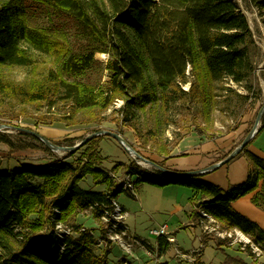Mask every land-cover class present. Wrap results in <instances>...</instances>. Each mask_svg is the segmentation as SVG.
<instances>
[{
    "label": "trees",
    "instance_id": "trees-1",
    "mask_svg": "<svg viewBox=\"0 0 264 264\" xmlns=\"http://www.w3.org/2000/svg\"><path fill=\"white\" fill-rule=\"evenodd\" d=\"M243 1L247 10H258L264 24V0ZM32 5L66 15L74 32L41 27ZM97 54L110 57L105 68L96 64ZM260 55L249 19L236 0H0V106L12 101L67 125L80 124L84 117L97 123L122 102L115 113L135 129L154 123L157 131L150 128L152 134L165 132L190 111L186 116L205 134L203 126L213 125L218 97L224 98L226 109L240 112L249 100L226 81L261 92L256 85ZM9 68L26 70L27 79L13 81ZM105 72L111 78L108 84L102 81ZM95 141L84 146L87 159L79 168L54 158L0 169V264H108L111 252L97 253L90 230L82 231L85 228L75 223L79 214L89 211L101 221L125 191L123 180L112 177L115 171L96 167L100 155ZM248 148L243 152L253 167L249 178L227 190L202 176L172 177L136 165L126 176L137 177L135 189L141 182L192 189L201 196L192 199L200 223L205 213L222 231L239 230L264 251V229L233 208L254 193L253 205L264 211V159ZM155 152L168 153L165 148ZM88 175L106 190H83L79 183ZM58 224L78 234L64 240V250L55 233ZM170 245L159 238L160 254Z\"/></svg>",
    "mask_w": 264,
    "mask_h": 264
},
{
    "label": "rangeland",
    "instance_id": "rangeland-1",
    "mask_svg": "<svg viewBox=\"0 0 264 264\" xmlns=\"http://www.w3.org/2000/svg\"><path fill=\"white\" fill-rule=\"evenodd\" d=\"M236 1L241 10L247 15L254 38L261 50L256 71V85L261 88V92L259 93L256 88L252 92H248L243 86L226 81L241 95H249V100L240 112L238 108L234 111L226 109L223 103L224 98L218 97V107L212 115L213 125L203 126L205 134H202L201 131L203 130L197 132L196 125L194 126L193 121L186 116L190 111L179 116L181 118L177 120L178 126H170L165 132L160 129V131L152 134L149 131L150 128L157 131L154 123L150 127L142 123L141 126L138 125V128L135 129L131 126L132 124L123 122L120 113H115V111L122 108V102H117L97 123H90L84 117L80 124L67 125L56 120L54 116L45 117L44 112L38 113L30 107L23 108L10 101L4 103L2 107L0 106V126H10L36 132L60 147H73L87 137L102 131L114 132L121 135L141 156L157 164H163L167 169L177 164L175 162L177 159H186L184 163L181 161V164L178 165L180 166L179 169H186L185 172L205 170L221 162L249 135L255 126L259 111L264 105L263 20L256 8L247 10L243 0ZM31 9L33 10L34 19L41 27L66 28L71 33L74 32V24L66 15L48 11L38 5H32ZM103 55L107 57L106 60H102L98 54L95 59L98 66L105 68L110 57L107 54ZM6 72L17 83L25 81L28 75L24 69L9 68ZM102 81L103 84L111 82L108 72L103 73ZM185 89L189 90V85L185 86ZM232 98L236 99L235 97ZM59 112L61 113V111ZM44 118L47 120H43ZM263 127L264 117L259 130ZM23 133L10 128L0 131V169L13 170L25 163L45 164L54 158L73 163L74 166L79 168L87 159L84 152L88 146L76 154L72 153V155L71 153H54L47 151L44 143L33 135ZM94 140L96 141L93 147L100 155L99 165L96 167L106 172L115 171L117 181L124 180L128 168L135 167V165L150 173L158 172L149 165L139 164L135 161L116 139L110 136H102L94 138ZM260 142L264 146V136ZM251 143L249 146H251ZM162 147L168 153L157 154L155 151L158 149L163 151L164 148ZM245 153L243 152L241 156L218 170L203 175L202 179L225 190L232 185L234 186V184L239 185L247 182L253 167ZM133 181H137V177H134ZM79 186L89 192H104L106 190V186L96 184L91 175L81 180ZM133 194L132 196L129 192L124 191L117 195V202L129 213L127 224L133 235L148 239L151 243H156V239L150 236V230L167 224L176 239V243L171 244L169 250L162 255L163 263L264 264V258L254 260L248 250L247 252H241L239 246L231 248L225 242H222L223 245H221L212 235L204 237L201 223L193 214L194 207L192 203V199L200 200L201 196H197L192 189L175 185L163 187L151 182H141L137 184ZM75 223L77 226L94 230L97 236L104 228L103 222L96 220L90 211L79 214ZM62 228L63 231L72 233L73 237L78 236L72 228L66 225H62ZM200 239L206 240V248L201 257H196V262L192 260L182 261L179 251L190 254L199 249L202 247ZM222 246L223 249L220 248ZM149 249L154 252L152 246ZM105 252H111L108 264H122L123 259L133 264H147L150 262V258L144 250L135 249L134 257L128 255L119 246L97 251L100 254ZM156 252H158L157 248ZM152 261H155V258ZM152 261L149 264H155Z\"/></svg>",
    "mask_w": 264,
    "mask_h": 264
},
{
    "label": "built area",
    "instance_id": "built-area-1",
    "mask_svg": "<svg viewBox=\"0 0 264 264\" xmlns=\"http://www.w3.org/2000/svg\"><path fill=\"white\" fill-rule=\"evenodd\" d=\"M112 177L117 178L115 174H112ZM121 188L128 192H135V184L131 176L125 177V179L121 182ZM128 216L129 213L125 211L118 202L114 203L112 210H106L101 218L104 228H102L100 234L97 236L94 230H90L91 235L95 237V247L102 251V249H112L114 246H119L132 257L135 255L134 250L139 249L144 250L148 256H152L153 253L149 249V247L152 246L151 242L148 239H143L139 236L133 235L132 230L127 224ZM62 225L63 224H58L56 226L55 233L62 242L61 249L64 250V240L67 237L72 236V233L63 231ZM201 226L204 234L210 236L215 235L222 241H226L231 247L239 246V248L243 251L250 250L255 259H261L264 257V251L255 243H253L250 237L243 234L239 230L222 231L219 223L213 217L205 213H202ZM85 230L86 228L82 231ZM150 236L155 238L156 241L159 238H163L165 241L171 244L176 243V240L167 225L151 229ZM200 242L202 247L191 252L190 254H185L179 251L180 258L182 260H192L196 262V257H201L206 247L203 239H200ZM122 264L133 263L123 259Z\"/></svg>",
    "mask_w": 264,
    "mask_h": 264
},
{
    "label": "water",
    "instance_id": "water-1",
    "mask_svg": "<svg viewBox=\"0 0 264 264\" xmlns=\"http://www.w3.org/2000/svg\"><path fill=\"white\" fill-rule=\"evenodd\" d=\"M263 117H264V105L259 111L255 126L252 129V131L249 133V135L244 139V141L230 155H228L221 162L214 164L205 170L194 171V172H174L170 169L162 167L161 165L141 156L139 153H137L132 148V146L121 135L114 133V132L102 131V132H99V133H96V134H93V135L87 137L86 139H84L83 141H81L80 143L76 144L73 147H60L58 145H55L54 143H52L50 140L46 139L45 137L41 136L40 134L33 132V131H30V130L21 129V128H13L10 126H0V131L2 129H6V128L9 129L10 128L13 130L15 129V130L24 132L26 134H31L34 137H36L37 139H39L42 143H44L54 153H59V152L60 153H75L77 150L84 147L89 141L93 140L94 138H99L102 136H110V137L116 139L120 143V145L126 150V152L135 161H137L139 164L149 165V166L155 168L156 170H158V171H160V172H162L168 176H172V177H175V176H182V177L183 176H203V175H206L208 173H211L213 171L218 170L222 166L228 164L229 162H231L232 160L237 158L249 146V144L254 140V138L258 135V133L260 131L259 126H260V123H261Z\"/></svg>",
    "mask_w": 264,
    "mask_h": 264
},
{
    "label": "crops",
    "instance_id": "crops-1",
    "mask_svg": "<svg viewBox=\"0 0 264 264\" xmlns=\"http://www.w3.org/2000/svg\"><path fill=\"white\" fill-rule=\"evenodd\" d=\"M264 136V130L262 131V133H260L258 136H256L254 138V140L252 141L253 143H251V146H249V149L248 151L263 158L264 159V146L263 144L260 142L262 137ZM245 156V155H244ZM181 161L182 163H184V161H186V159H177L175 162H177V164H175L173 167H169L171 170H173L174 172H185L186 169H179L180 165L181 164ZM184 165V164H183ZM1 170H5V169H1ZM209 174V173H208ZM235 185V184H234ZM233 186V185H232ZM231 187V186H230ZM229 187V188H230ZM228 188V189H229ZM227 190V189H226ZM253 195L254 193H251L243 198H241L240 200L236 201L235 203H233V208L235 211H237L238 213L248 217L250 220H252L253 222L257 223L261 228L264 229V211H262L261 209L255 207L252 203V198H253ZM199 222V221H198ZM167 225V224H165ZM200 225V223H199ZM168 226V225H167ZM169 227V226H168ZM201 227V226H200ZM169 230H170V227H169ZM170 232L172 233V231L170 230ZM203 232V231H202ZM173 234V233H172ZM175 238V237H174ZM176 240V239H175ZM210 242V241H209ZM208 242V243H209ZM153 248H154V252L152 256H148L150 258V262L152 261V259L155 258V261H152L154 262L155 264H166V263H163L162 260H163V254H160V252H156L155 253V250L157 248L158 250V240L156 241V243L152 242L151 243ZM171 246V245H170ZM230 247V246H229ZM234 247V246H233ZM170 248V247H169ZM232 248V247H231ZM225 249V248H224ZM240 249V248H239ZM241 252H243L241 249H240ZM264 258V257H263ZM262 259V258H261ZM182 260V259H181ZM254 260H260V259H255ZM182 261H185V260H182ZM242 262V260H241ZM147 263V264H149ZM198 263V262H197Z\"/></svg>",
    "mask_w": 264,
    "mask_h": 264
},
{
    "label": "bare ground",
    "instance_id": "bare-ground-1",
    "mask_svg": "<svg viewBox=\"0 0 264 264\" xmlns=\"http://www.w3.org/2000/svg\"><path fill=\"white\" fill-rule=\"evenodd\" d=\"M99 55V57L102 59V60H106L107 59V57L105 56V55H103V54H98Z\"/></svg>",
    "mask_w": 264,
    "mask_h": 264
}]
</instances>
